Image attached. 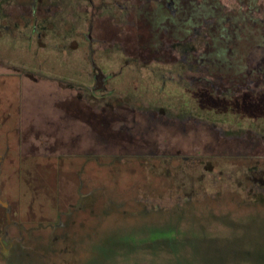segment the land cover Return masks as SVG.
<instances>
[{"label":"rangeland","instance_id":"1","mask_svg":"<svg viewBox=\"0 0 264 264\" xmlns=\"http://www.w3.org/2000/svg\"><path fill=\"white\" fill-rule=\"evenodd\" d=\"M80 1L51 2L43 41H0L17 74L0 76V232L33 228L21 264H264V0H167L135 26L106 0L97 92ZM205 90L219 113L196 109ZM21 108L45 131L20 135ZM190 153L206 160L175 157Z\"/></svg>","mask_w":264,"mask_h":264},{"label":"flooded vegetation","instance_id":"2","mask_svg":"<svg viewBox=\"0 0 264 264\" xmlns=\"http://www.w3.org/2000/svg\"><path fill=\"white\" fill-rule=\"evenodd\" d=\"M52 1L56 3L57 9H58V6H60L61 0H0V41H3L4 37H6L7 40H17L19 39L18 35H21L22 36L21 38L24 39L25 41H32V39L33 40L35 39L37 41L39 40L43 41L44 39H42L41 37L42 36L46 37L51 31L50 27L48 28V24L51 25V20H47V18H50L49 16H52V14L50 13V6H51ZM105 1L106 0H81L80 1L84 3V6L86 5L85 6L86 8L84 7L85 9L84 13H87L89 15V22L87 23L86 31H82L81 33H82V36L85 34L84 41H86L87 43L86 45L87 51L90 52V56L89 58L87 57V60L89 62V69H90L88 71V76L92 79V84H93L92 90H94L93 87H95V84H97V82H101V85L99 88L96 89V92L101 90V88L103 89L113 77L112 73L104 71L99 66L94 64L95 58H93L94 49L92 48V45L94 43L101 44L102 42L106 41V38L111 40V42L113 40V37L109 38V35L112 34L110 32L115 26L110 25V18H107L106 21H103L105 20V18L102 19L99 16V13L101 12L100 10L104 8V6L107 4ZM116 1L117 0L113 2L110 1L109 2L110 6L111 5L115 6V8L120 9V12L122 13L125 12L126 15L128 14V19L130 20V22L132 21L131 23L133 26L137 25L138 21L149 20V19H141L140 17H138L136 13L137 7L135 8L132 5L133 0H124L123 6L117 4ZM166 2L167 0L160 1V6L158 5L159 7L158 6L154 7L155 9L154 15H156L158 12H160L165 7ZM109 4L107 5L109 6ZM44 6H48V7H46V10H44V13H41L43 12L42 10ZM144 6H145V3H141L139 8H144ZM167 7L169 8L171 7V4H169V2L167 3ZM6 8L9 10H7ZM90 8L92 10H90ZM14 9L16 11H13ZM150 10L153 11V8ZM77 11L78 10H76V12ZM42 15L44 17H40ZM40 19H43V21H41ZM13 24H14V28H10V25H13ZM104 24H105V28L103 30L99 29V31L103 33L104 38H100L99 36L93 37V32L95 28L98 26L99 27L101 26V29H102ZM131 36L132 35H126L125 39L129 40L128 37H131ZM120 41L121 39L116 40L115 42L113 41L114 43H112V45H115V43H118ZM34 44H36V42ZM121 44H122V48L124 52L128 54L127 44L126 43L125 44L121 43ZM41 49L42 48L41 46H39V44H36V46L33 47L34 56L36 57L34 59L35 61H33L34 63L33 65L37 63V69L32 70V71L33 72L36 71L37 72L36 74L39 76L40 75L45 76V74L42 73V69H43L42 67L44 65L42 64V61H44L45 58L43 60L38 58L40 56L43 57V53ZM0 50H1V46H0ZM5 66H12V64H10L9 61L7 62L0 61V67L4 68ZM99 71H101L104 74V77L97 75ZM67 99L71 102V104L73 103L72 106L73 105L77 106L79 104H82L81 103L82 101H79V99L77 97H74L73 95H70ZM70 102H68V104H70ZM21 110H22L21 112L22 118L19 119L20 124H17V127H18L17 129L20 128V135L25 136L27 138L31 136V134L38 135L39 134L38 132L45 131L43 130V128L47 127V121L43 123L42 119H35V120L29 119L25 116V113H23L24 112L23 108H21ZM39 113L40 112H38V114ZM2 159H3V155L0 154V164L2 162ZM4 208L8 212V205ZM62 222L63 220L61 217V220L59 222L60 226L63 225ZM8 225H13L16 227V234L9 235L6 230L4 231L2 230L0 232V264H11L14 261H18V263L21 264L23 263V258L26 255L27 256L29 255L30 257L32 256L30 254L32 252H35V249L33 248L34 243L32 242L34 240L32 236L33 228L32 227L26 228L25 233H22L21 232L22 223L20 221H13L11 219H9ZM55 239L56 237H54L52 240H55Z\"/></svg>","mask_w":264,"mask_h":264},{"label":"trees","instance_id":"3","mask_svg":"<svg viewBox=\"0 0 264 264\" xmlns=\"http://www.w3.org/2000/svg\"><path fill=\"white\" fill-rule=\"evenodd\" d=\"M160 1H163V0H133L132 5L135 8L137 7L136 13H137L138 17H140L141 19H150L155 14L154 7H157L158 5L160 6ZM141 3H145L144 8H139ZM152 8H153V11L150 10ZM86 21L88 23L89 22V18ZM132 42H134V40H132ZM259 48H260L261 57L263 58L262 59V61H263L264 60V45L261 46V47H259ZM131 54H134V52H128V54L125 53V58H128V59L130 58L131 59L132 56H133ZM13 75H17V74H8V73L0 72V76H2V77H4V76L8 77V76H13ZM176 88L178 89V87H176ZM94 90H96V89H94ZM251 91L253 92V90H251ZM248 92H249V90H245L242 94L245 95ZM204 95H205L204 97H206V98H204V101L207 104L206 103H202V104L201 103H198V105L195 106V107H197L196 109L199 108L202 111H205L206 110V111H209V113L210 112L211 113H216V112L219 113V110H218L217 106H215L212 103H214V101H219V100H221L223 98L220 97V96H218V95H216V94H214V93H212V92H210V91H208V90H205L204 91ZM171 97L174 98V95L171 96ZM174 100L176 102L178 99H175L174 98ZM194 111H195L194 108L192 109V111H189V113H190L189 116H194ZM71 133H73V131H70V134ZM75 135L80 136V137L82 136V134L80 135L79 133L78 134H75ZM162 141H164V140H162ZM60 152L61 151H58V153H60ZM61 153H63V152H61ZM175 157H177L176 159L179 162H181L182 164L183 163L185 164V162L186 163H189V165L191 166V170L195 169V166H197L199 164V161L200 162H202V161L204 162V160H206L205 157H202V155H199V154H196V153H190L189 155H182V156L177 155ZM207 159H208V157H207Z\"/></svg>","mask_w":264,"mask_h":264},{"label":"water","instance_id":"4","mask_svg":"<svg viewBox=\"0 0 264 264\" xmlns=\"http://www.w3.org/2000/svg\"><path fill=\"white\" fill-rule=\"evenodd\" d=\"M97 75H99V76H103V77H104V74H103L101 71H99V72L97 73ZM100 85H101V82H97V84H95V87H93V89H97V88H99ZM0 204H1L2 206H4V207L7 206L6 202H3V201H1V200H0ZM8 221H9V217H8Z\"/></svg>","mask_w":264,"mask_h":264}]
</instances>
